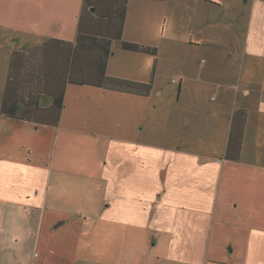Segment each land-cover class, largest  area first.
Masks as SVG:
<instances>
[{
    "label": "crops",
    "instance_id": "crops-1",
    "mask_svg": "<svg viewBox=\"0 0 264 264\" xmlns=\"http://www.w3.org/2000/svg\"><path fill=\"white\" fill-rule=\"evenodd\" d=\"M163 1L0 0L13 41L0 74V264H264V157L245 160L249 111L230 99L240 78L215 83L214 104L202 72L194 85L183 73L165 110L157 56L123 48L213 45L161 32ZM245 3L252 65L264 59V0ZM108 78L152 90L115 91Z\"/></svg>",
    "mask_w": 264,
    "mask_h": 264
},
{
    "label": "rangeland",
    "instance_id": "rangeland-1",
    "mask_svg": "<svg viewBox=\"0 0 264 264\" xmlns=\"http://www.w3.org/2000/svg\"><path fill=\"white\" fill-rule=\"evenodd\" d=\"M184 1L186 6L179 5ZM215 1L218 2L216 5L206 0H165L158 3L157 20L160 31L165 35L184 37L186 41L191 38L196 41L198 37L212 35L208 41H213V45L208 47L191 48L186 44L183 50L176 53L169 50L166 41L159 42L157 58H154L158 69L156 85L163 91V95L158 98L159 104L166 110L177 102L183 73L192 78L190 85H194L195 79L202 72L203 78L208 82L204 86L203 101L214 104L218 102L215 83L221 80L229 82L234 76L240 78L239 97L233 96L230 99L249 111V117L247 112L246 118L249 127L244 147L245 160L252 159V162H256L264 157V59H259L252 65L243 64L249 19L245 0ZM225 5L231 6L225 9ZM4 20L0 18V74L6 69L9 48L13 45V41L9 40L11 33L3 28ZM225 66H231L230 73L224 72ZM234 69L236 73H232ZM244 91L247 92L246 95ZM165 110H161L159 115L161 128L164 126ZM147 133L148 129L143 135ZM19 246L32 257L39 253L33 243L15 245L16 248Z\"/></svg>",
    "mask_w": 264,
    "mask_h": 264
},
{
    "label": "trees",
    "instance_id": "trees-1",
    "mask_svg": "<svg viewBox=\"0 0 264 264\" xmlns=\"http://www.w3.org/2000/svg\"><path fill=\"white\" fill-rule=\"evenodd\" d=\"M123 48L130 50V51H134V52L149 53L155 57L157 56V51L154 48L152 49V48L142 47L136 44H123ZM15 56L16 55L14 54L13 59H12V65L14 64ZM104 85L108 89L112 88L115 91L134 93L136 95H142V96H149L152 90V82L148 84H142V83L127 82V81L108 78L107 83H105ZM55 105L57 106L58 114H60V110L62 109V106H63V95L60 100H56ZM2 113L4 114L8 113L6 98L3 101ZM242 115L245 119L246 118L245 112H243ZM239 151H240V148L238 150V153Z\"/></svg>",
    "mask_w": 264,
    "mask_h": 264
}]
</instances>
